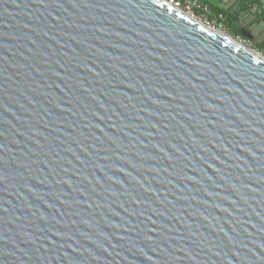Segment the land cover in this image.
I'll return each mask as SVG.
<instances>
[{"label":"water","instance_id":"95a60500","mask_svg":"<svg viewBox=\"0 0 264 264\" xmlns=\"http://www.w3.org/2000/svg\"><path fill=\"white\" fill-rule=\"evenodd\" d=\"M0 264H264V60L161 0H0Z\"/></svg>","mask_w":264,"mask_h":264},{"label":"rangeland","instance_id":"374dc122","mask_svg":"<svg viewBox=\"0 0 264 264\" xmlns=\"http://www.w3.org/2000/svg\"><path fill=\"white\" fill-rule=\"evenodd\" d=\"M210 2L219 4L224 8L231 5V7L238 10L235 15L237 18L239 16L238 22L227 19L229 27L227 26L225 34L264 56V52L258 47L264 40V0H262L260 6L253 9L249 5L251 0H210ZM234 30L239 31L242 35H238Z\"/></svg>","mask_w":264,"mask_h":264},{"label":"built area","instance_id":"2783aa9c","mask_svg":"<svg viewBox=\"0 0 264 264\" xmlns=\"http://www.w3.org/2000/svg\"><path fill=\"white\" fill-rule=\"evenodd\" d=\"M183 14L192 17L208 28L225 33L226 17L221 12H213L207 0H163ZM241 43V42H238ZM242 44V43H241Z\"/></svg>","mask_w":264,"mask_h":264},{"label":"trees","instance_id":"16d2710c","mask_svg":"<svg viewBox=\"0 0 264 264\" xmlns=\"http://www.w3.org/2000/svg\"><path fill=\"white\" fill-rule=\"evenodd\" d=\"M253 2H254V0H251L250 4H252ZM250 4H249V5H250ZM209 5H210V7H211V9H212L213 12H221V13H223V14L225 15V17H226V22H227V19H228V20L232 19V20L238 22V18H239V17H238V18L235 17V15H234V14H231L227 9L220 8V7L215 6V5L211 4V3H209ZM263 19H264V17H263ZM227 26L229 27V24H227ZM234 31H235V33H237L238 35H242L239 31H237V30H234ZM258 47H259V49H260L262 52H264V40L260 43V45H259Z\"/></svg>","mask_w":264,"mask_h":264},{"label":"crops","instance_id":"0c3cea01","mask_svg":"<svg viewBox=\"0 0 264 264\" xmlns=\"http://www.w3.org/2000/svg\"><path fill=\"white\" fill-rule=\"evenodd\" d=\"M209 3H211L210 2V0H207ZM262 3V0H254V2L252 3V4H250V6H251V8L253 9V8H255V7H257V6H260V4ZM212 4V3H211ZM213 5H215V6H218V7H220V8H224V7H222L221 5H219V4H213ZM224 9H227L231 14H234V15H236L237 13H238V10H236V9H234L233 7H231V5L230 6H228L227 8H224ZM239 17V16H238Z\"/></svg>","mask_w":264,"mask_h":264},{"label":"bare ground","instance_id":"6f19581e","mask_svg":"<svg viewBox=\"0 0 264 264\" xmlns=\"http://www.w3.org/2000/svg\"><path fill=\"white\" fill-rule=\"evenodd\" d=\"M161 1L164 2L163 0H161ZM164 3H165V2H164ZM166 4H167V3H166ZM186 16H187V15H186ZM187 17H189L190 19L194 20V19H193L192 17H190V16H187ZM199 23H200V22H199ZM219 34H221L222 36H224V37H226V38H228V39H230V40L235 41L234 39H232L231 37H229V36L226 35L225 33H220V32H219ZM236 42H237V41H236ZM237 43H238V42H237ZM239 44L242 45L243 48H246V49L249 50L250 52L254 53L256 56H258L259 58H261L262 60H264V56L260 55L259 53L253 51L252 49L246 47L245 45H243V44H241V43H239Z\"/></svg>","mask_w":264,"mask_h":264}]
</instances>
